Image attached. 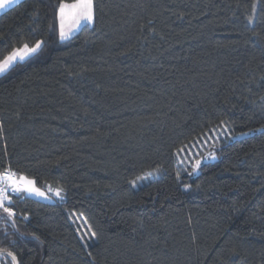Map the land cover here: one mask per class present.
Returning <instances> with one entry per match:
<instances>
[{"label":"trees","instance_id":"obj_1","mask_svg":"<svg viewBox=\"0 0 264 264\" xmlns=\"http://www.w3.org/2000/svg\"><path fill=\"white\" fill-rule=\"evenodd\" d=\"M60 2L75 0L0 13V59L45 41L0 76V171L56 198L10 194L0 249L23 264H89L87 251L96 264H264V0H94V22L63 41Z\"/></svg>","mask_w":264,"mask_h":264},{"label":"snow or ice","instance_id":"obj_2","mask_svg":"<svg viewBox=\"0 0 264 264\" xmlns=\"http://www.w3.org/2000/svg\"><path fill=\"white\" fill-rule=\"evenodd\" d=\"M18 0H0V11L9 8L11 5L17 4ZM96 5L94 0H75L74 3H64L60 2L58 5V18L60 21L59 25V40L63 41L69 38L70 30H65V19L71 17L74 23L79 24L81 21L86 24L94 22L96 18ZM103 11V9H100ZM255 11V9L253 10ZM248 24L251 25L254 22V16L250 15L248 18ZM253 37L260 38V33L253 31ZM45 41L44 40H36L34 43L29 45V43H23L20 47H13L6 55L0 59V75H4L8 73L12 68H14L18 62L26 60L28 57L42 52L44 50ZM225 121H221V125H224ZM3 130V124L0 123V131ZM256 131H259L257 129ZM212 158H215L214 154H211ZM200 166V161L197 160L194 165L195 168ZM143 179V177L138 178ZM177 180H179V175L177 176ZM133 187L136 186V181L130 182ZM191 188V185L185 186V191ZM9 190L12 193L20 194L21 192H25L29 195H36L42 198H51L47 197L45 192L41 191L40 188L35 186L34 180H28L24 176H19L17 178V174L12 171L10 168H5L3 171H0V210L7 215L9 219L15 216V212L11 207L13 203L12 197L9 194ZM48 191L51 192L53 189L51 187L48 188ZM63 192V188H56L55 195L57 197H61V193ZM62 198V197H61ZM24 219H28L27 216ZM15 224V221H12ZM21 237L25 234L20 233ZM32 238L35 241H38L41 245H43L44 241L40 239V236L32 233ZM98 238V233L93 231L90 227L87 233H83L80 235V240L84 242V248H91L92 245L89 241L96 240ZM242 240H247L248 237H242ZM0 255L7 256L10 258V264H23L22 259L18 257V255L8 250L7 248L0 249ZM241 253L232 249L230 251L231 257H236L239 259ZM86 256L89 258V264H96V257L93 256L91 251L86 252ZM233 264H236V261H233Z\"/></svg>","mask_w":264,"mask_h":264},{"label":"rangeland","instance_id":"obj_3","mask_svg":"<svg viewBox=\"0 0 264 264\" xmlns=\"http://www.w3.org/2000/svg\"><path fill=\"white\" fill-rule=\"evenodd\" d=\"M92 23H89V24H92ZM85 24L86 23L83 21H81L79 24H76V23H74V21L71 17L66 18L65 19V30L66 31L70 30L69 38H71L73 35H75L82 28V26ZM212 139L213 138L208 135L207 137H202L200 140L196 141L191 146H187V147L183 148L182 151L180 152V154L178 155L179 162L184 164L185 162H187V163L190 162L191 159L195 160V155H200V151L204 150L205 146L209 145V142L212 141ZM154 176H155V173H149V174L143 176V179L136 180V185H140L141 183H144V182L150 180V178H152ZM28 180H31V179H28ZM9 194H15V193H12L9 190ZM45 194L47 197H51V198L49 199V198H42V197H39L36 195H29V194H27V195L30 197H33L35 199L45 201V202H54L55 201L56 198L52 194V192H50V194H47L45 192Z\"/></svg>","mask_w":264,"mask_h":264},{"label":"crops","instance_id":"obj_4","mask_svg":"<svg viewBox=\"0 0 264 264\" xmlns=\"http://www.w3.org/2000/svg\"><path fill=\"white\" fill-rule=\"evenodd\" d=\"M19 1H21V0H18V2H19ZM11 6H13V5H11ZM11 6H10V7H11ZM6 9H8V8H6ZM6 9L0 11V13H2L3 11H5Z\"/></svg>","mask_w":264,"mask_h":264}]
</instances>
